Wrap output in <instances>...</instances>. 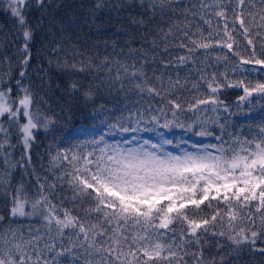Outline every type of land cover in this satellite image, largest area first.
Segmentation results:
<instances>
[{
    "label": "snow or ice",
    "instance_id": "obj_1",
    "mask_svg": "<svg viewBox=\"0 0 264 264\" xmlns=\"http://www.w3.org/2000/svg\"><path fill=\"white\" fill-rule=\"evenodd\" d=\"M60 7L56 0H0V10L13 18L19 33L11 43L22 39L13 56L19 77L13 76L10 67L0 75V149L5 153L0 164V264H249L248 258L257 256L259 264H264V122L256 125L254 134L251 124L247 132L229 133L227 116L221 122L201 120L197 115L208 107L217 113L221 105L228 112L227 104L218 98L226 87L243 85L241 101L254 93L264 99V0L258 4L255 0H201L198 4H184L183 0L126 4L118 0L112 5L95 0L93 10L139 8V16H130L129 22L139 25L145 34L152 32L149 25L157 20L155 32L162 40L182 32L191 47L188 56L178 58V65H187L196 50L219 49L215 59L217 63L223 60L226 71L231 65L233 72H256L260 80L254 86L243 80L224 84L205 64L196 68L198 80L185 77L182 84L179 77L173 80L169 76L165 83L155 70L148 75L147 53L131 64L107 55L97 64L70 44L60 59L62 46L54 39L56 69L66 77L63 91L72 103L61 114L49 115L40 110L24 79L32 47L45 25L48 35L54 29L67 35L63 22L55 19ZM28 8L39 14L35 23L25 14ZM206 13L224 20L223 37L213 40L210 31L207 38L190 39L189 17H199L212 27ZM237 30L245 41L243 52L234 37ZM150 43L155 46L156 39ZM13 58L5 55L3 61L11 65ZM125 80L126 96L135 93L140 100L146 96V106H108L105 96L112 95L116 82L119 91H124ZM201 81L207 85V96L182 103L177 92L189 82L199 91ZM157 98L160 107L152 103ZM186 111L195 119L187 123L181 119ZM77 114L84 123L65 131L64 139L75 143L50 161L54 182L48 190L44 183H39L35 193H29L23 182L14 185L15 168H24L25 160L28 165L32 162L31 149L39 131L64 130L60 121H70ZM208 123L219 128L217 143L193 141L189 148L191 136L176 139V128L212 137L217 129L209 128ZM13 135L25 153L15 163L9 151L15 147ZM170 146H174L172 150ZM58 186L61 191L66 186L71 196L61 197L57 203L54 190ZM65 203L71 206L65 207ZM33 218L40 226L34 228L30 222L25 230L22 221Z\"/></svg>",
    "mask_w": 264,
    "mask_h": 264
},
{
    "label": "trees",
    "instance_id": "obj_2",
    "mask_svg": "<svg viewBox=\"0 0 264 264\" xmlns=\"http://www.w3.org/2000/svg\"><path fill=\"white\" fill-rule=\"evenodd\" d=\"M56 2L59 3L61 7L57 10L55 19L63 22L62 27L67 35L62 36L59 29H54L52 35H48L47 25H45L44 30L38 33L36 42L32 47V60L28 68V76L24 79V84L31 87L35 102L42 112L49 115L55 112L59 115L61 114L62 108L66 110L72 103L69 94L63 91V83L66 77L56 69L57 57L52 53V49L56 46L53 44L54 39L60 42L62 46L60 59H63L64 53L70 50V44H74L76 48L85 53V58L89 56L94 58L97 64H99L106 55L113 61L119 58L122 62L131 64L133 60L139 62L141 55L147 53L148 64L146 66V71L148 75L151 77L153 70H155L158 75L162 74L164 76L165 83H167L169 76L173 80L179 77L182 84L184 83L185 77H189L190 81L198 80L199 74L196 68L198 66L203 67L205 64L209 65L208 71L210 73L212 71L216 72L219 82L225 84L230 81H238V74L236 71L233 72L231 70V65L228 66V70L226 71L223 60L217 63L215 59L216 54L209 50L199 49L194 51L187 66L182 69L177 68L178 58L189 55L188 48L191 47L189 39L185 38L182 32H176L174 35H170L166 41L160 39L155 32V26L159 23V20L152 22L149 25L152 32L150 34H145L139 25H132L129 22L130 16H139L141 12L139 8L125 7L123 10H118L113 7H104L100 10H93L92 5L95 3V0H56ZM107 2L109 5H112L117 3L118 0H107ZM122 2L133 4L136 3L137 0H122ZM200 2L201 0H183L184 4H198ZM204 2L211 3L212 0H204ZM232 2L235 3L236 0H232ZM255 2L258 4L259 0H255ZM25 14L31 23H35L39 15L33 8L26 9ZM206 18L211 20V28H209L207 24H204L199 17L195 19L189 17L192 21L191 27L188 30L190 39L201 40L207 38L210 31L212 32L213 40L223 37L224 24L221 23L220 19L215 15H209L207 13ZM228 24V30L231 32V14H229ZM197 25H199L198 28ZM166 30L167 28L165 27V31ZM201 33L203 34L202 36ZM217 33H219V35H217ZM17 35H19V33L14 25L13 18L0 10V75H3L10 67L13 76L19 77V69L16 66V61L13 56L16 51V46L22 45V39L16 40L15 45L11 43ZM145 36L146 39L144 38ZM234 37L239 46V50L243 52L245 41L239 34V30L234 33ZM153 38L156 39L155 46L150 43ZM65 41H69L70 43H65ZM181 43L187 45V47H181ZM165 48H167V51H165ZM129 53H131V55H129ZM5 55L13 58L11 65L3 61ZM77 59H79V57H77ZM193 60L195 63H192ZM49 61L52 62L49 63ZM102 75L106 76L107 73H102ZM112 75H115V72H113ZM225 75L227 76V80L224 79ZM57 85H61V87L58 88ZM201 85L199 91H197L191 88V82H189L184 88L177 92V96L185 105L192 102L197 96L206 97L207 85H204L203 81H201ZM119 88L120 84L116 82L112 89V95L105 96L109 107L116 104L118 107L123 108L125 103L129 108H142L146 106V101L148 99L146 96L144 100H140V97L135 93H129L126 96L128 88L127 80H125V90L119 91ZM138 100L140 101L139 103H137ZM220 100L227 104L230 118L235 119L234 122H231L226 114L218 116L221 122H223L225 116L228 117V132H239L241 129L247 132V127L236 120V118L243 114L240 110V106L237 104L239 100L237 93L225 91L220 96ZM152 103L155 107L162 106L158 98L154 99ZM197 115L201 120H213V113L208 109L207 111L197 113ZM169 119H171L170 113ZM181 119L185 120L187 123L194 120L195 117L191 111H186V116H182ZM81 123H84V121L77 114V116L70 121H60V125L64 130H61V128L49 129L46 133L41 129L31 149V164L28 165L25 160L24 168H15L13 172V184L18 185L23 182L29 193H35L39 187V183H44L45 189L48 190V186L54 182L53 167L50 161L57 155L58 151L67 149L73 144H63L62 141L65 131ZM207 126L217 129L213 136L220 135L217 125L208 123ZM5 127H7L6 124ZM178 129L180 128L174 130ZM0 139H3L2 134H0ZM225 139H228V137L225 136ZM241 139H243V137ZM11 142L15 147L9 149V151L13 153V163H15V160H19L25 153L22 149V145L17 143L15 135L11 137ZM4 154L3 149H0V164L3 163ZM58 174L59 173L56 172V175ZM54 191L56 192V200L54 202L57 203L60 201L61 197L68 198L71 196V193L66 190V186L64 191H61L59 186ZM2 200L3 197L0 196V212L3 211ZM64 206L70 207L71 205L65 203ZM30 222L33 224L34 228L40 226L34 218L31 221L24 220L22 223L25 230H27ZM248 259L249 264H259L260 261L259 256H257L255 260L251 258Z\"/></svg>",
    "mask_w": 264,
    "mask_h": 264
},
{
    "label": "rangeland",
    "instance_id": "obj_3",
    "mask_svg": "<svg viewBox=\"0 0 264 264\" xmlns=\"http://www.w3.org/2000/svg\"><path fill=\"white\" fill-rule=\"evenodd\" d=\"M221 23L224 24V20L221 18L220 19ZM219 49H217L216 51H213V53H215L216 55L218 54ZM225 52H227V50L225 49ZM238 62V61H237ZM187 65H178L177 68H184ZM246 67H252V66H246ZM238 74V81L243 80L245 83H249L251 85H255L259 80H260V76L256 73V72H252L251 74H247V73H243L242 71H236ZM238 81H233V82H229V83H236ZM227 84V83H225ZM208 89L206 88V93H208ZM225 91H232L237 93V95L243 96L244 92H243V85H239V86H235V87H231V88H223L220 90V93H218V98L220 100V96L225 92ZM249 101H251V103H249ZM224 103V102H223ZM225 104V103H224ZM237 104L240 106V110L242 111V116L236 118V120L240 123H242L243 125H245V127H247L249 124L252 125L253 127V131L255 132V127L256 125L264 122V99H262L259 95H257L256 93L253 94V96L248 97L246 100L241 101L240 99L238 100ZM201 108H205V106H200ZM208 110H211L210 107L207 108ZM213 113V112H212ZM226 114L229 119L231 120V122H234L235 119L234 118H230V116L228 115V112H224L223 111V105H221L220 107V111L217 113H213V120L219 119L218 116L219 115H224ZM176 133V139L178 140L179 137L181 135L184 136L185 139H187L189 136H191V140H189V144L188 147L190 148L191 143L193 141H203L204 143H217V141L215 140V136L212 137H196L193 136L190 132L184 133L183 130L178 129V130H174ZM65 136V134H64ZM63 136V144H71V143H75V141H67L64 139ZM169 138H172L171 135L169 136ZM174 146H170V150H172Z\"/></svg>",
    "mask_w": 264,
    "mask_h": 264
}]
</instances>
